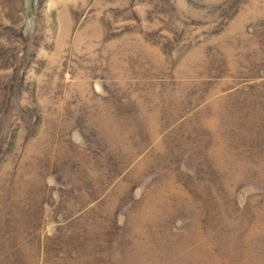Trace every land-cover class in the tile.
<instances>
[{
    "label": "rangeland",
    "instance_id": "obj_1",
    "mask_svg": "<svg viewBox=\"0 0 264 264\" xmlns=\"http://www.w3.org/2000/svg\"><path fill=\"white\" fill-rule=\"evenodd\" d=\"M0 264H264V0H0Z\"/></svg>",
    "mask_w": 264,
    "mask_h": 264
}]
</instances>
